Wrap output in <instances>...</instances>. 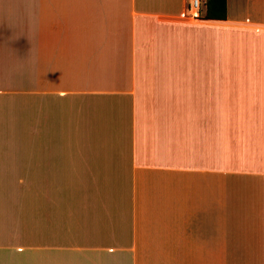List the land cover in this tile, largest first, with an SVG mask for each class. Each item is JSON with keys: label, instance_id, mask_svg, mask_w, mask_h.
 I'll list each match as a JSON object with an SVG mask.
<instances>
[{"label": "crops", "instance_id": "1", "mask_svg": "<svg viewBox=\"0 0 264 264\" xmlns=\"http://www.w3.org/2000/svg\"><path fill=\"white\" fill-rule=\"evenodd\" d=\"M0 0V264H264V0Z\"/></svg>", "mask_w": 264, "mask_h": 264}, {"label": "rangeland", "instance_id": "2", "mask_svg": "<svg viewBox=\"0 0 264 264\" xmlns=\"http://www.w3.org/2000/svg\"><path fill=\"white\" fill-rule=\"evenodd\" d=\"M28 123L25 100L0 99V143H27Z\"/></svg>", "mask_w": 264, "mask_h": 264}, {"label": "trees", "instance_id": "3", "mask_svg": "<svg viewBox=\"0 0 264 264\" xmlns=\"http://www.w3.org/2000/svg\"><path fill=\"white\" fill-rule=\"evenodd\" d=\"M225 16V0H207L205 18L223 19Z\"/></svg>", "mask_w": 264, "mask_h": 264}, {"label": "built area", "instance_id": "4", "mask_svg": "<svg viewBox=\"0 0 264 264\" xmlns=\"http://www.w3.org/2000/svg\"><path fill=\"white\" fill-rule=\"evenodd\" d=\"M207 0H187V8L185 17L194 19L199 16L201 7Z\"/></svg>", "mask_w": 264, "mask_h": 264}]
</instances>
